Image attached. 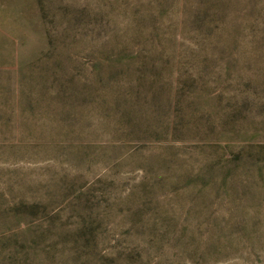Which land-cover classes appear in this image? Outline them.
<instances>
[{
  "label": "rangeland",
  "instance_id": "rangeland-1",
  "mask_svg": "<svg viewBox=\"0 0 264 264\" xmlns=\"http://www.w3.org/2000/svg\"><path fill=\"white\" fill-rule=\"evenodd\" d=\"M263 5L0 0V264H264Z\"/></svg>",
  "mask_w": 264,
  "mask_h": 264
},
{
  "label": "trees",
  "instance_id": "trees-1",
  "mask_svg": "<svg viewBox=\"0 0 264 264\" xmlns=\"http://www.w3.org/2000/svg\"><path fill=\"white\" fill-rule=\"evenodd\" d=\"M193 8L197 19L206 20L212 29L221 28L231 20V18L243 9L245 4H253V0H187ZM256 6H254L255 8ZM249 11L253 8L248 6ZM264 9V5L261 10ZM222 49V48H220Z\"/></svg>",
  "mask_w": 264,
  "mask_h": 264
}]
</instances>
